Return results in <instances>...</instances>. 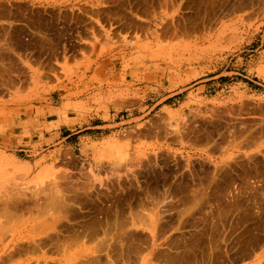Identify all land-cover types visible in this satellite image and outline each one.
Returning a JSON list of instances; mask_svg holds the SVG:
<instances>
[{"label":"rangeland","instance_id":"obj_1","mask_svg":"<svg viewBox=\"0 0 264 264\" xmlns=\"http://www.w3.org/2000/svg\"><path fill=\"white\" fill-rule=\"evenodd\" d=\"M15 1L0 264H264V0Z\"/></svg>","mask_w":264,"mask_h":264},{"label":"bare ground","instance_id":"obj_2","mask_svg":"<svg viewBox=\"0 0 264 264\" xmlns=\"http://www.w3.org/2000/svg\"><path fill=\"white\" fill-rule=\"evenodd\" d=\"M144 2V1H143ZM17 4V3H16ZM145 4V3H144ZM4 9H6V8H4ZM9 9H11V8H9ZM7 10V9H6ZM5 11V10H4ZM24 12V11H23ZM7 13V12H6ZM32 14V13H31ZM15 15V14H14ZM34 15V14H33ZM37 15V14H36ZM15 16H18V15H15ZM21 16V15H20ZM27 16V15H26ZM9 17V16H8ZM51 17H52V15H51ZM21 18V17H20ZM17 19H19V18H17ZM32 19V18H31ZM23 20V19H22ZM32 21H33V19H32ZM34 23V22H33ZM17 187V186H16ZM18 201H20V200H18ZM21 202V201H20ZM27 202V201H26ZM30 202V201H29ZM19 203V202H18ZM23 203V202H22ZM22 203H20V204H22ZM27 204V203H26ZM31 204V203H30ZM29 204V205H30ZM16 205V204H15ZM29 205H27V206H29ZM20 207V206H19ZM18 207V208H19ZM25 207V206H24ZM31 207V206H30ZM17 208V207H16ZM15 208V209H16ZM28 208V207H27ZM21 209H23V207L21 208ZM25 209V208H24ZM29 209V208H28ZM31 209V208H30ZM57 234V233H56ZM94 234V233H93ZM37 235V234H36ZM36 235H34V236H36ZM42 235H44V234H42ZM49 235V234H48ZM58 235V234H57ZM57 235H55V237H57L58 239H59V237L57 236ZM92 235V234H91ZM90 235V236H91ZM34 236L33 237H29L28 235L26 236L24 233H14L13 234V236H12V238H11V240H10V242H9V244H13V249L12 250H9L10 252L8 253V254H6L5 252H6V250H7V247L9 246V245H6L5 247H4V249H3V251H2V253H0V261L1 262H3L4 260H8V259H13L16 255H20L21 253H23V251H25V252H36V250H37V247H39V248H41L40 247V245L43 247V246H46V245H50V246H53L54 244H55V242H53V241H58V239L56 238V239H53V237H52V235H50V236H43L44 238H42V237H38L37 239L36 238H34ZM96 236V234L95 235H93V238ZM54 237V238H55ZM75 237V236H74ZM78 237V236H77ZM23 241H26V242H28V243H20V242H23ZM53 242V243H52ZM23 244V245H22ZM58 245H60V244H58ZM57 246H55V248H56ZM57 249V248H56ZM39 250V249H38ZM8 252V251H7ZM4 255H6L5 257H2V256H4ZM0 262V263H1ZM23 264H31L30 262H27V263H23Z\"/></svg>","mask_w":264,"mask_h":264},{"label":"crops","instance_id":"obj_3","mask_svg":"<svg viewBox=\"0 0 264 264\" xmlns=\"http://www.w3.org/2000/svg\"><path fill=\"white\" fill-rule=\"evenodd\" d=\"M37 1L38 0H16L15 3H13L12 5L25 7V9H28L31 12L32 8L40 7V6L46 7V8H48V7L53 8V7L57 6V3H59L61 0L48 1L46 4L45 3H39ZM62 1L65 2L66 0H62ZM77 1L78 0H68V4H70V6H68V8L70 9L71 7H75ZM83 1H85V0H79L80 3H82ZM30 15H31V13H30ZM99 127H102V126L94 125L92 127H85L83 129H89V128L94 129V128H99ZM260 254H261V252H260Z\"/></svg>","mask_w":264,"mask_h":264}]
</instances>
